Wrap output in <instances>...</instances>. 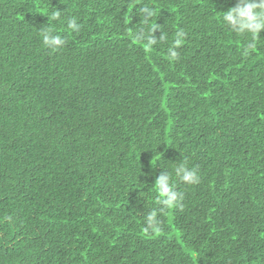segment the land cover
<instances>
[{"label": "trees", "instance_id": "16d2710c", "mask_svg": "<svg viewBox=\"0 0 264 264\" xmlns=\"http://www.w3.org/2000/svg\"><path fill=\"white\" fill-rule=\"evenodd\" d=\"M235 2L0 0V264H264V30L243 56ZM181 155L200 183L145 233L142 196Z\"/></svg>", "mask_w": 264, "mask_h": 264}, {"label": "clouds", "instance_id": "9594fccd", "mask_svg": "<svg viewBox=\"0 0 264 264\" xmlns=\"http://www.w3.org/2000/svg\"><path fill=\"white\" fill-rule=\"evenodd\" d=\"M220 12L221 24L229 32L246 38L241 54L245 57L248 56L250 51L256 48L257 43L261 40L259 33L264 30V0H236L234 6ZM139 13L142 23L148 25L150 18L154 15V10L150 6L144 5L139 8ZM46 17L47 21L44 27L38 29L39 35L43 46L55 52L66 43L65 38L57 33L54 27V23L62 19V10L55 8ZM66 27L73 32H79L81 24L77 22L76 17L71 16L66 20ZM157 29L161 30L159 24H151L147 28V34L141 29L136 34V38L144 40L146 46L151 48L158 42H163L167 39V36L162 31L157 38L154 35ZM185 38L186 33L182 29H177L172 44L167 50L168 57L172 62L179 60L180 54L177 49L182 45ZM199 183L200 175L198 169L189 167L187 159L183 156L171 170L162 168V171L151 184L152 191H142L147 193V196H142L144 197L145 205H147V210L143 217L144 232L149 233L153 229L158 231L161 225L160 215L168 209L182 207L184 194L178 190V184L196 185ZM143 187L144 185L137 188Z\"/></svg>", "mask_w": 264, "mask_h": 264}]
</instances>
